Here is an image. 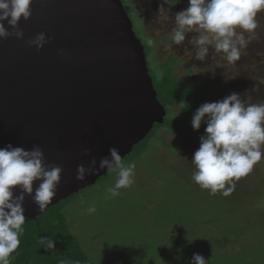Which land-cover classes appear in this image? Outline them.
<instances>
[{
  "label": "rangeland",
  "instance_id": "obj_1",
  "mask_svg": "<svg viewBox=\"0 0 264 264\" xmlns=\"http://www.w3.org/2000/svg\"><path fill=\"white\" fill-rule=\"evenodd\" d=\"M123 1L160 63L173 54L179 60L176 74L211 81L206 95L211 102L233 92L253 103L264 101V12L257 16L260 26L241 59L229 64L223 53L213 50L205 60L195 59L188 40L196 33L169 47L174 17L188 7V0ZM173 111L175 117L183 116L181 106ZM205 127L202 123L200 134ZM142 143L140 153L135 147L122 159L124 164L135 162L136 169L134 182L118 196L107 191L117 175L109 171L63 207L70 228L99 264H191L195 253L206 264H264V157L234 181L230 195H212L192 179L191 159L200 139L179 140L155 126ZM93 205L96 210L89 213Z\"/></svg>",
  "mask_w": 264,
  "mask_h": 264
},
{
  "label": "water",
  "instance_id": "obj_2",
  "mask_svg": "<svg viewBox=\"0 0 264 264\" xmlns=\"http://www.w3.org/2000/svg\"><path fill=\"white\" fill-rule=\"evenodd\" d=\"M31 10L23 39L0 38V148L39 145L63 172L43 212L25 195V217L95 184L109 171L79 181L78 165L95 157L98 167L111 147L123 159L166 115L123 0H33ZM42 32L50 38L42 49L26 45Z\"/></svg>",
  "mask_w": 264,
  "mask_h": 264
},
{
  "label": "clouds",
  "instance_id": "obj_3",
  "mask_svg": "<svg viewBox=\"0 0 264 264\" xmlns=\"http://www.w3.org/2000/svg\"><path fill=\"white\" fill-rule=\"evenodd\" d=\"M32 2L0 0V38H24L19 24L22 18H31ZM261 12H264V0H188V7L174 17L169 47L184 44L187 33H196L188 40L195 59L203 61L213 50L223 53L229 64H235L259 28L257 16ZM48 39L42 32L25 43L39 50ZM202 123L206 127L191 159L192 179L212 195L221 192L228 196L234 189V181L247 176L264 157V101L253 103L233 92L219 101L203 103L191 121L194 130H199ZM81 154L88 156L91 149L84 148ZM103 169L117 174L114 185L107 189L112 197L134 182L135 162L124 164L116 147L100 158L98 167L95 157L87 166L78 165L76 179L84 181ZM62 172L61 166L45 163L39 145L31 150L11 143L0 148V264H10L11 255L20 246L26 220L25 195L34 193L32 198L43 212L57 195ZM36 181L39 184L34 189ZM17 186L19 195L15 194ZM95 210L94 205L88 208L89 213ZM39 244L46 250L56 248V240L51 237H40ZM191 264H206V259L195 253Z\"/></svg>",
  "mask_w": 264,
  "mask_h": 264
},
{
  "label": "trees",
  "instance_id": "obj_4",
  "mask_svg": "<svg viewBox=\"0 0 264 264\" xmlns=\"http://www.w3.org/2000/svg\"><path fill=\"white\" fill-rule=\"evenodd\" d=\"M128 12L132 17L129 10ZM134 30L140 37L135 25ZM140 38L145 45L149 72L157 90L158 99L166 109V115L162 123L157 122L147 137L135 145L137 147L136 151L141 152L142 142L149 138L155 126L166 128L167 132L173 133L179 140L186 138L200 139L203 134L193 129L191 121L195 111L203 103L211 102L206 96L212 90L211 81L205 79L196 82L191 80L187 74H176L179 69V60L173 54H170L166 60L160 63L154 53L153 49L155 48L146 44L145 39ZM177 105L181 106L183 112V116L180 118L175 117L173 111V108ZM77 193L50 206L48 210L39 216L26 217L23 226L24 232L20 236V246L11 255L10 264H99L82 247L78 236L70 228L68 218L63 211L65 203ZM212 233L214 234V232ZM40 237L55 239L56 248L46 250L41 247L39 244ZM214 248L219 249L221 253L225 252L220 246ZM261 250H264V248H261Z\"/></svg>",
  "mask_w": 264,
  "mask_h": 264
}]
</instances>
